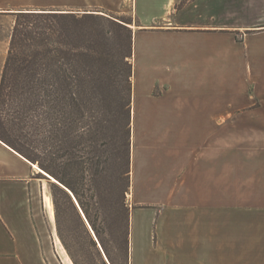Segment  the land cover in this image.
Listing matches in <instances>:
<instances>
[{
	"label": "crops",
	"instance_id": "crops-1",
	"mask_svg": "<svg viewBox=\"0 0 264 264\" xmlns=\"http://www.w3.org/2000/svg\"><path fill=\"white\" fill-rule=\"evenodd\" d=\"M125 1L0 0V15ZM177 3L134 0L132 190L162 208H132L130 264H264V0H190L172 15ZM225 70L250 81L232 88ZM36 165L0 139V264H55Z\"/></svg>",
	"mask_w": 264,
	"mask_h": 264
},
{
	"label": "trees",
	"instance_id": "trees-1",
	"mask_svg": "<svg viewBox=\"0 0 264 264\" xmlns=\"http://www.w3.org/2000/svg\"><path fill=\"white\" fill-rule=\"evenodd\" d=\"M13 14L0 139L59 181L52 183L56 228L74 264H118L126 230L130 264L132 21L55 8Z\"/></svg>",
	"mask_w": 264,
	"mask_h": 264
},
{
	"label": "rangeland",
	"instance_id": "rangeland-1",
	"mask_svg": "<svg viewBox=\"0 0 264 264\" xmlns=\"http://www.w3.org/2000/svg\"><path fill=\"white\" fill-rule=\"evenodd\" d=\"M183 0H180V3ZM125 4L123 6H114V7H105V6H77V7H64L65 9H69V10H79V11H93V12H100L101 14L105 13V14H110L112 16L115 17H119V18H123L125 20H129L132 21V23L134 24V0H126L124 2ZM180 3H177L175 9L172 10V15H175L178 12L177 7L180 5ZM112 8V9H110ZM173 22L175 21L174 18L172 17ZM15 22V15H0V79H1V74L3 71V67L4 64L6 62L7 56H8V51H9V45H10V39H11V34H12V29H13V25ZM135 25H138V23H135ZM132 28V27H131ZM134 31V28H132ZM250 32V31H248ZM237 40H243L244 36H243V32L242 33H238L236 35ZM133 61V65H134V57L132 58ZM200 74H201V82L203 84V88L204 89H211L213 88V84L216 82V70L215 69H201L199 70ZM225 81L226 83L231 84L230 87L233 88L234 87H243L245 86L247 83H249L250 81V76H249V71H244V70H225ZM259 78V76H258ZM251 84L250 86H248V91L247 94H255V82L254 80H251ZM160 88L156 87L154 90V94H158V90ZM233 95V93H232ZM256 100V103L254 104V107H260L261 106V101L260 99L257 97V99H254V101ZM231 120V119H230ZM135 123V125H134ZM134 127H136V118H135V122H134V114H133V121H132V129H134ZM133 131V130H132ZM133 134V132H132ZM133 163V162H132ZM37 164V163H35ZM39 165V164H37ZM39 177H41L43 179V182L45 184V190L47 191V194L49 196H51L52 198V183L54 182V180H52L51 178H49L48 176H46L44 173L39 174ZM136 185V182H134V186ZM135 189V188H133ZM128 202H129V207L132 210L133 207H140V208H150V207H155L157 211H159V209H161L162 207L160 205H153L151 203L146 204V203H137L133 197V190L132 187L130 189L129 195H128ZM54 204V203H53ZM58 233H57V228L54 231V234H52L51 232V242H52V247H53V260L55 264H71L70 260L68 258L69 254L67 253V251L64 250L63 244L62 242H60L58 240ZM104 235L105 238L108 240L110 245H113L111 242V238H112V234H110V231L105 228L104 230ZM121 239L124 241H126L124 243V249L122 254L120 255H115L116 261L118 262V264H127V254L129 252V230L123 231L120 234ZM128 239V241H127ZM70 257V256H69ZM71 259V257H70ZM72 260V259H71ZM73 262V260H72ZM74 264V262H73ZM83 264H99L97 261L95 260H91L90 262H85L83 261Z\"/></svg>",
	"mask_w": 264,
	"mask_h": 264
},
{
	"label": "bare ground",
	"instance_id": "bare-ground-1",
	"mask_svg": "<svg viewBox=\"0 0 264 264\" xmlns=\"http://www.w3.org/2000/svg\"><path fill=\"white\" fill-rule=\"evenodd\" d=\"M36 168L38 169L39 172L45 173L44 170H43L40 166L36 165ZM45 174H46V173H45ZM51 179L55 181L54 178H51ZM49 203H50V206H51L52 213L55 215L54 204H53V200H52L51 198H49ZM57 236H58V235H57ZM58 240L60 241V238H59V237H58ZM60 242H61V241H60ZM63 247H64V246H63ZM64 250H65V248H64ZM65 251H66V250H65ZM68 258H69V260H70V263L73 264V262H72V260L70 259L69 256H68Z\"/></svg>",
	"mask_w": 264,
	"mask_h": 264
},
{
	"label": "water",
	"instance_id": "water-1",
	"mask_svg": "<svg viewBox=\"0 0 264 264\" xmlns=\"http://www.w3.org/2000/svg\"><path fill=\"white\" fill-rule=\"evenodd\" d=\"M39 166V165H38ZM44 170V169H43ZM44 172L46 173H44L46 176H48L49 178H54L55 179V182H57V183H59V181L54 177V176H52L51 174H49L48 172H46L45 170H44Z\"/></svg>",
	"mask_w": 264,
	"mask_h": 264
}]
</instances>
